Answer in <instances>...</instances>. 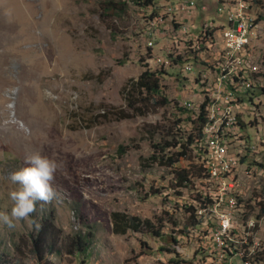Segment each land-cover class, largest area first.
I'll return each instance as SVG.
<instances>
[{"label": "rangeland", "instance_id": "obj_1", "mask_svg": "<svg viewBox=\"0 0 264 264\" xmlns=\"http://www.w3.org/2000/svg\"><path fill=\"white\" fill-rule=\"evenodd\" d=\"M102 1L0 0V213L11 214L8 193L15 186L7 176L24 166L23 154L30 149H39L57 162L53 186L60 193L51 204L41 206L37 202V211L27 220L13 221L14 227L0 222V247L24 264H33L23 241L38 215L50 211L64 235L88 229L92 232L85 255L50 256L53 264H209V259L201 258L209 251L211 230L207 222L209 212L217 205L223 180L209 184L212 176L208 171L204 179L203 173L200 178L192 176V185L182 188L180 196L175 195V190L168 188V168L156 163L142 166L151 153L144 126L163 124L171 114H178L176 106H185V102L199 106L206 101L208 122L199 143L203 156L201 160L193 149L192 159L195 163L210 159L209 164H217L212 137L224 138V128L231 124L227 117L232 112L223 111L218 117L211 114L225 103L238 100L248 82L246 77L251 80L263 74L264 83V0H249L254 2L250 20L257 24L251 22L249 51L239 58V65L249 67L232 73L236 56L226 57L223 51L228 49L222 43L216 58H205L206 74L196 82L197 89H204L199 93L190 80L197 65L183 71L190 47H171L164 65L157 56L166 52L168 42L162 38L157 41L158 21L149 22L150 13L156 5V15H164L166 31L181 39V28H174L175 0H153L154 4L145 6L133 0H111L124 2L122 11L104 10ZM177 1V6L186 5V0ZM213 2H207L212 12ZM209 12L204 17H211ZM191 54V59H199V52ZM177 56L182 62H173ZM144 67L167 70L168 74L160 78V87L169 102L141 115L119 118L118 111L126 108L121 88ZM104 108L113 113L101 116ZM238 108L250 141L257 143L264 138V97L255 108L246 99ZM179 116L184 118L185 113ZM253 119L256 123L249 124ZM213 121L216 123L207 130V124ZM181 126H186L185 122ZM158 138V134L153 136V140ZM228 141L231 148L233 141ZM118 145L124 146L123 153L117 150ZM187 163L180 160L177 166L186 167ZM227 174L226 182H232L235 168H228ZM202 185L210 202L203 196V206L197 213L206 233L200 220L183 227L188 214L184 206H197L189 195L202 194ZM261 186V174H245L240 200L249 205L241 216L260 214L257 202L264 201V193H259ZM252 196H257V201H250ZM113 210L151 220L163 239L132 231L113 233L109 219ZM198 224L201 236L196 238L193 234ZM168 234L174 236V243L165 237ZM14 244H19L21 253ZM174 259L183 261L175 263ZM257 260L262 258L257 256Z\"/></svg>", "mask_w": 264, "mask_h": 264}, {"label": "built area", "instance_id": "obj_2", "mask_svg": "<svg viewBox=\"0 0 264 264\" xmlns=\"http://www.w3.org/2000/svg\"><path fill=\"white\" fill-rule=\"evenodd\" d=\"M208 1L186 0L185 6H177V0H175L174 11L177 14V23L174 28H181V39H174L172 31H166V24H162L163 15L155 14L149 19V22L158 21L157 41L162 38L168 42L166 52H162L163 55H157L160 65H164V59L171 47H190V54L183 61V71H190L194 65H197L198 70L190 80L193 90H197L198 93L202 89H197L196 80L204 75L207 67L204 65V58H215V52L221 51V41H228V51H223L224 55L236 56L232 73L248 67L238 65V58L246 57L249 48L250 11L254 2L214 0L212 12L211 6L210 8L207 6ZM206 12L211 13V17L207 15L204 17ZM239 20H246V29H238ZM191 52H199V59H191ZM219 84L222 83H218L217 86ZM261 85H263L262 74L244 84V92L238 100L225 103L223 107H218L217 111L211 114L218 117L222 111H231L232 120L230 126L224 128L223 140L217 142V164H209V161L201 162L205 163L206 171L212 172V181L209 184L215 183L216 179H224V172L228 168H235V176L232 182L224 181L225 190L218 192V203L214 210L209 212L210 220L207 222L210 223L211 230L209 251L201 258L209 259V264H246V258L251 254L248 253L249 239H257L258 249H264V232H260V222H264V203H260V214L251 222V225H257V235L247 237V227L240 226V215L247 203H240L239 200V193L245 185V173L248 171L262 174L263 186L259 193H264V138L257 143L250 141L244 126L241 125V110L238 108L244 99L248 100V96L251 108H255L258 105V99L263 97L261 93H258V86ZM185 107L196 109V104L190 101L185 102ZM228 140L233 141L232 149L228 146ZM250 201H257V196H252ZM193 236L196 238L201 236V224L196 226ZM227 237H234V244H231V251L227 257H219V249H222V244H227ZM236 249H243V256H236Z\"/></svg>", "mask_w": 264, "mask_h": 264}, {"label": "trees", "instance_id": "obj_3", "mask_svg": "<svg viewBox=\"0 0 264 264\" xmlns=\"http://www.w3.org/2000/svg\"><path fill=\"white\" fill-rule=\"evenodd\" d=\"M135 4L140 6L154 4L153 0H133ZM249 1V0H248ZM102 9L108 10L114 8L115 10L122 11L124 9V2H113L111 0L102 1ZM158 14V11L154 8L151 10L150 18ZM252 25H256L257 21L251 19ZM164 23V22H163ZM176 25V24H175ZM173 62H182L181 57L177 56L173 59ZM167 75V70L162 68L149 69L144 67L141 69L135 79H129L121 88L122 99L125 104V109L118 111L119 118H126L132 114L141 115L151 108L161 107L166 105L169 100L162 94L160 87V78L162 75ZM247 81H251L249 77H246ZM254 79V78H253ZM197 81V80H196ZM242 85V84H241ZM258 93H261L264 97V83L258 86ZM250 97L248 96V100ZM178 114H171L170 118H167L163 124H145L144 130L148 136L151 153L145 157V165L148 167L152 163L166 167L169 169V185L168 188L175 190L174 194L180 196V190L187 185H192L191 177L204 179L206 177L205 163L193 162L192 156L195 155L192 152L196 149V153L203 156V150L200 147L201 130L203 126L208 122L207 113L208 105L206 101H203L197 106L196 109H189L185 106H176ZM104 112H101V116H107L112 111H108L105 108ZM185 113L184 118L179 115ZM185 122L186 126H181ZM249 124H255V120H250ZM242 126L243 123L241 124ZM155 134L159 135L158 140H153ZM117 150L121 153L124 151V146L118 145ZM206 159V158H205ZM180 160L188 161L186 167L177 166ZM207 160V159H206ZM206 162V161H205ZM144 164V163H143ZM198 184L200 185L199 181ZM202 194H190L189 196L197 202V206L190 204L184 206V210L187 214V222L183 224H197L200 223L203 226L204 232L206 228L203 225V219L199 217L198 210L203 206V199L206 202H210L208 192L204 185L200 186ZM192 187L190 188L191 191ZM157 190H152V193H156ZM261 194V193H260ZM260 203L264 201L260 200L257 205L260 210ZM249 204H247L248 206ZM77 218L81 220V216L78 214ZM109 219L111 223V231L115 234H124L126 231L148 233L153 237H161L163 239V233L160 229L155 228L153 222L147 218H140L136 215L127 214L123 211L113 210L109 212ZM34 220V219H33ZM162 221V220H160ZM84 224L83 222H81ZM172 225H176L174 220L171 221ZM38 225V226H37ZM163 225L159 224V227ZM34 228L28 233L27 239L23 241V244L27 248V252L31 254L33 264H53L50 260V256L65 254H86L87 249L92 239V232L88 229L86 232L80 233L74 232L70 235H64L59 227H57L53 221V215L50 211L41 212L38 215ZM169 241L174 243V236L168 234ZM14 249L21 253L19 244H14ZM165 249V248H161ZM262 255V256H261ZM259 258H262L264 262V249L260 251ZM175 263H180L183 260L174 259ZM0 264H24L21 259L17 258L15 254L10 255L5 249L0 247Z\"/></svg>", "mask_w": 264, "mask_h": 264}, {"label": "clouds", "instance_id": "obj_4", "mask_svg": "<svg viewBox=\"0 0 264 264\" xmlns=\"http://www.w3.org/2000/svg\"><path fill=\"white\" fill-rule=\"evenodd\" d=\"M24 166L8 173L7 179L15 187L8 196L11 214L0 213V222L14 227L13 221L27 220L41 206L51 204L60 193L53 186L58 165L54 159L33 148L23 154ZM35 223V221H32ZM38 226V225H37Z\"/></svg>", "mask_w": 264, "mask_h": 264}, {"label": "bare ground", "instance_id": "obj_5", "mask_svg": "<svg viewBox=\"0 0 264 264\" xmlns=\"http://www.w3.org/2000/svg\"><path fill=\"white\" fill-rule=\"evenodd\" d=\"M248 1V0H247ZM178 3V1H177ZM251 13V11H250ZM164 17V15H163ZM163 17H162V24H163ZM238 29H246V20H239L238 22ZM172 37H173V32H172ZM174 38V37H173ZM251 38H252V35H251V23H250V43H251ZM175 39V38H174ZM222 43H224V47L226 49H228V41H221V50H222ZM172 49V48H171ZM170 51V50H169ZM249 51V50H248ZM247 51V53H248ZM169 53V52H168ZM167 53V54H168ZM216 53L217 51L215 52V58H216ZM247 53H246V56H247ZM192 55V54H191ZM168 57V56H167ZM228 57V56H227ZM166 59V58H165ZM165 59H164V64H165ZM204 65H205V58H204ZM238 65H239V58H238ZM207 66V65H206ZM244 66V65H243ZM208 67V66H207ZM207 67L205 69V73L204 75L206 74V71H207ZM249 67V66H248ZM245 69V68H244ZM239 71V70H238ZM237 71V72H238ZM203 76V75H202ZM201 76V77H202ZM200 77V78H201ZM262 78H263V74H262ZM199 79V78H198ZM197 79V80H198ZM197 82V81H196ZM223 84V83H222ZM220 85V84H219ZM31 90H34V93H36V90L34 88H32ZM204 89H202L203 91ZM201 91V92H202ZM261 98V97H260ZM258 105H259V99H258ZM29 106V105H28ZM197 108V106H196ZM223 113V111H222ZM221 113V114H222ZM220 114V115H221ZM219 115V116H220ZM214 116H217V115H214ZM227 120L229 122H231L232 120V116H228L227 117ZM216 122L213 121V122H210L207 124L206 126V129L209 130ZM213 144H212V147L216 148V152H217V142L218 140H223L221 138H217L215 134H213ZM215 142V143H214ZM210 161V159H209ZM232 171H233V168H231ZM228 171V170H227ZM227 171L224 172V179H222L223 181L221 182V185H220V190L219 191H224L225 190V183L224 181L226 182V177L228 176L227 174ZM210 172V171H209ZM248 172H256V171H248ZM247 173V172H246ZM245 173V174H246ZM210 175L212 176V172H210ZM262 175V174H261ZM216 182H217V179H216ZM241 193V192H240ZM240 193H239V200H240ZM262 194V193H261ZM258 199V198H257ZM217 203H218V196H217ZM216 203V204H217ZM240 203H241V200H240ZM247 206V205H246ZM245 206V208H246ZM215 208V207H214ZM244 208V209H245ZM244 209H243V212H244ZM242 212V213H243ZM241 213V215H242ZM240 215V226L241 227H247V237H255L256 234H257V225H251V222L254 221L255 219V216H249V217H244ZM258 216V215H256ZM261 224L264 225V222H260V232H261ZM230 244H234V237H227V244H222V249H219V257H227L228 256V253L231 251V246H229ZM262 249H258V242L256 239H249V242H248V253H251L249 255V257L246 258V264H259V262H262L264 264L263 261L261 260H257V256L259 257V253ZM236 256H243V249H236ZM262 256V255H261ZM257 261H256V260Z\"/></svg>", "mask_w": 264, "mask_h": 264}, {"label": "crops", "instance_id": "obj_6", "mask_svg": "<svg viewBox=\"0 0 264 264\" xmlns=\"http://www.w3.org/2000/svg\"><path fill=\"white\" fill-rule=\"evenodd\" d=\"M262 231H264V225L263 224H261V232ZM257 235V234H256ZM257 240V239H256ZM257 242H258V240H257ZM259 264H263V263H261V262H259Z\"/></svg>", "mask_w": 264, "mask_h": 264}]
</instances>
